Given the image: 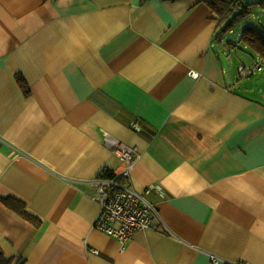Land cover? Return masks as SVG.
<instances>
[{"label": "crops", "instance_id": "crops-1", "mask_svg": "<svg viewBox=\"0 0 264 264\" xmlns=\"http://www.w3.org/2000/svg\"><path fill=\"white\" fill-rule=\"evenodd\" d=\"M220 29L207 0H0V250L264 264V86ZM107 135L138 148L125 181L158 209L126 243L94 225L99 181L127 167Z\"/></svg>", "mask_w": 264, "mask_h": 264}, {"label": "built area", "instance_id": "built-area-1", "mask_svg": "<svg viewBox=\"0 0 264 264\" xmlns=\"http://www.w3.org/2000/svg\"><path fill=\"white\" fill-rule=\"evenodd\" d=\"M262 69L263 65L259 61L250 65L241 63L238 66L242 77H248ZM190 74L198 77L200 73L192 70ZM105 139L127 167L123 176L103 177L99 181L96 198L100 203V210L94 225L116 237L121 243H126L135 231L152 227L154 218L158 216V209L146 198L145 193L151 190L150 187L141 192L125 181L134 162L140 157L138 148L111 135H107Z\"/></svg>", "mask_w": 264, "mask_h": 264}, {"label": "trees", "instance_id": "trees-1", "mask_svg": "<svg viewBox=\"0 0 264 264\" xmlns=\"http://www.w3.org/2000/svg\"><path fill=\"white\" fill-rule=\"evenodd\" d=\"M207 2L218 16L219 26L222 25L221 22L223 19L230 18V22L227 23L225 29L221 27L219 30V36L224 35L223 31L229 28L237 16H242L245 13H249L251 10V5H258L264 9V0H207ZM240 36V41L247 47V49L254 52L264 60V32L256 26L248 25L242 30ZM104 175L106 177H111L115 174L106 172ZM18 209L26 218L35 224H39V219L36 215L22 207ZM23 262L24 258L20 256L9 257L2 250H0V264H22Z\"/></svg>", "mask_w": 264, "mask_h": 264}, {"label": "rangeland", "instance_id": "rangeland-1", "mask_svg": "<svg viewBox=\"0 0 264 264\" xmlns=\"http://www.w3.org/2000/svg\"><path fill=\"white\" fill-rule=\"evenodd\" d=\"M251 1V0H249ZM249 13H245L242 16H237V18L232 22L227 30H224V38L227 42V45L232 48H228L227 55L232 57L234 65L237 67L238 63L243 60L244 64L254 63L253 58L256 57V54L247 49V47L240 41V35L242 30L248 26L253 25L260 28L264 32V9L258 5H251ZM235 14V13H234ZM230 22V18L223 19L221 26L225 29L227 23ZM263 65L262 71H256L254 75L248 77V79L256 80L260 79V83L264 86V61L256 59ZM239 63V64H241Z\"/></svg>", "mask_w": 264, "mask_h": 264}]
</instances>
